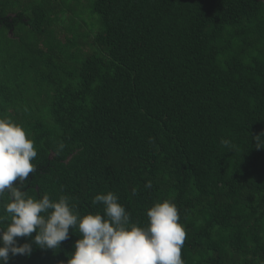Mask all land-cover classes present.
Instances as JSON below:
<instances>
[{
  "label": "trees",
  "instance_id": "1",
  "mask_svg": "<svg viewBox=\"0 0 264 264\" xmlns=\"http://www.w3.org/2000/svg\"><path fill=\"white\" fill-rule=\"evenodd\" d=\"M2 1L0 29L34 36L20 50L32 86L0 85V116L37 150L28 194L84 215L111 191L140 226L168 199L184 264H264V0ZM53 28L70 48L78 30V45L46 42ZM77 239L70 228L55 251L33 243L8 264H66Z\"/></svg>",
  "mask_w": 264,
  "mask_h": 264
},
{
  "label": "clouds",
  "instance_id": "2",
  "mask_svg": "<svg viewBox=\"0 0 264 264\" xmlns=\"http://www.w3.org/2000/svg\"><path fill=\"white\" fill-rule=\"evenodd\" d=\"M36 157L34 142L23 126L0 116V264H8L10 254L30 256L33 243L55 251L68 239L70 228L78 229L79 239L66 264H184L181 249L186 232L173 202H155L147 210L146 226L131 223L130 214L111 191L92 201L102 203L103 214L80 215L66 196L28 194L25 184L37 170ZM151 187V182L145 184ZM18 237L30 242L18 243Z\"/></svg>",
  "mask_w": 264,
  "mask_h": 264
},
{
  "label": "rangeland",
  "instance_id": "3",
  "mask_svg": "<svg viewBox=\"0 0 264 264\" xmlns=\"http://www.w3.org/2000/svg\"><path fill=\"white\" fill-rule=\"evenodd\" d=\"M31 2L32 0H6L5 2L2 1L1 5L4 7L14 5L12 7L20 9L25 7L24 4L30 5ZM83 19L89 22H94L95 20V18L93 20L88 14H85L83 18L78 20L79 24L83 23ZM76 23L71 26L74 28L78 27L79 24ZM88 25L89 29L91 27V23ZM93 25H95V23ZM10 30H6L4 28L0 29V85L13 87V89L16 90L18 89L17 85L22 83V87L27 89L31 87V84L33 83L31 55L24 54L22 57L20 50L26 49V44L32 45L34 43V36L28 28L21 24H18L13 28V33L11 31L13 36L10 35ZM62 34L58 29L53 28L52 34L47 36L46 42L53 44L59 41L58 46L59 48L64 49V53L72 51V48L77 46L79 43V31L76 30L73 34V38L76 40V43L74 46H71V48L68 46L66 47L67 41L65 36H62ZM21 46L23 48H21ZM88 48L89 46L83 47L81 55L78 58L82 55L84 56Z\"/></svg>",
  "mask_w": 264,
  "mask_h": 264
},
{
  "label": "water",
  "instance_id": "4",
  "mask_svg": "<svg viewBox=\"0 0 264 264\" xmlns=\"http://www.w3.org/2000/svg\"><path fill=\"white\" fill-rule=\"evenodd\" d=\"M11 32V31H10Z\"/></svg>",
  "mask_w": 264,
  "mask_h": 264
}]
</instances>
